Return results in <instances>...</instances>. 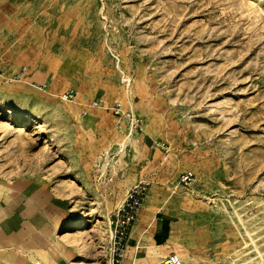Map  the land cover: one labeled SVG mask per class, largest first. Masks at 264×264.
<instances>
[{
  "label": "rangeland",
  "instance_id": "rangeland-1",
  "mask_svg": "<svg viewBox=\"0 0 264 264\" xmlns=\"http://www.w3.org/2000/svg\"><path fill=\"white\" fill-rule=\"evenodd\" d=\"M0 179L54 189L78 264L135 186L186 264H264V0H0Z\"/></svg>",
  "mask_w": 264,
  "mask_h": 264
},
{
  "label": "crops",
  "instance_id": "crops-1",
  "mask_svg": "<svg viewBox=\"0 0 264 264\" xmlns=\"http://www.w3.org/2000/svg\"><path fill=\"white\" fill-rule=\"evenodd\" d=\"M151 212L139 214L122 259L111 264H155L174 251L171 216L160 211L150 216ZM68 220L53 188L33 180L0 179V264H78L75 240L58 235ZM149 247L159 252L156 258H149Z\"/></svg>",
  "mask_w": 264,
  "mask_h": 264
},
{
  "label": "built area",
  "instance_id": "built-area-1",
  "mask_svg": "<svg viewBox=\"0 0 264 264\" xmlns=\"http://www.w3.org/2000/svg\"><path fill=\"white\" fill-rule=\"evenodd\" d=\"M73 92L69 91L65 94V98L69 99L73 97ZM117 114L120 113L119 108L114 110ZM142 121L134 116L130 120V124L135 128H141ZM191 177L186 175L185 179ZM144 186H135L131 188L117 212L114 214V219L112 224H114V229L112 231V263H118L123 257V251L125 250L126 240L129 236L130 230L133 227V224L137 220L140 209L143 204ZM159 264H185L181 256L175 251H171L168 254L164 255L159 262ZM212 264V263H208Z\"/></svg>",
  "mask_w": 264,
  "mask_h": 264
},
{
  "label": "bare ground",
  "instance_id": "bare-ground-1",
  "mask_svg": "<svg viewBox=\"0 0 264 264\" xmlns=\"http://www.w3.org/2000/svg\"><path fill=\"white\" fill-rule=\"evenodd\" d=\"M126 145V144H125ZM124 200H125V197L122 199V201L120 202V204H122L123 202H124ZM73 225V224H72ZM72 228H75V225H73V227ZM70 230H72V229H70ZM159 254V252H157V251H154V249L153 248H148V256H149V258H152V259H154V258H156L157 257V255ZM180 256H181V254H179ZM147 256V255H146ZM181 258H182V260L184 261V263L186 264V262H185V260L183 259V257L181 256ZM139 261V260H138ZM136 263V262H135ZM233 263H234V261H233ZM110 264H111V262H110Z\"/></svg>",
  "mask_w": 264,
  "mask_h": 264
}]
</instances>
